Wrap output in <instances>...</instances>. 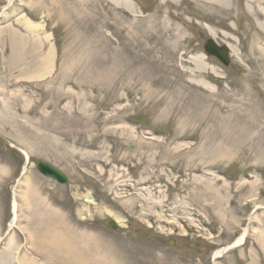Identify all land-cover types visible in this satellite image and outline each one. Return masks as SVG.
Masks as SVG:
<instances>
[{
  "label": "rangeland",
  "instance_id": "rangeland-1",
  "mask_svg": "<svg viewBox=\"0 0 264 264\" xmlns=\"http://www.w3.org/2000/svg\"><path fill=\"white\" fill-rule=\"evenodd\" d=\"M9 1L0 0V264L32 251L50 256L38 264H264V0H233L225 19L215 0ZM207 38L230 47V65L203 54ZM236 116L242 124L227 128ZM11 144L29 156L23 176ZM41 160L70 182L40 174ZM27 177L53 213L36 202L27 214ZM221 185L231 196L222 208L204 193L223 197ZM47 221L68 243L64 256L43 248ZM27 227L41 235L31 240ZM245 228L243 245L213 259Z\"/></svg>",
  "mask_w": 264,
  "mask_h": 264
},
{
  "label": "bare ground",
  "instance_id": "bare-ground-1",
  "mask_svg": "<svg viewBox=\"0 0 264 264\" xmlns=\"http://www.w3.org/2000/svg\"><path fill=\"white\" fill-rule=\"evenodd\" d=\"M217 3H224L225 6H227V10L225 11L227 14L224 16V17H221V19H225V17H229V18H232V14L231 12L233 11V7H232V2L233 0H215ZM125 2H127V4L130 6L129 2L127 0H125ZM210 2H214V0H210ZM264 4V3H263ZM262 3H260V6L259 8H262L264 5ZM259 8H257L258 10V14H263L264 15V9L260 10ZM248 9H252V6L249 4L248 5ZM239 7L236 8V11L239 13ZM25 20V19H24ZM236 20L239 21V15L236 17ZM28 20L24 21V24L30 29V30H34L35 28H37L38 26L35 25V24H31L29 22H27ZM2 29H0V36L2 35ZM139 82L141 83L140 79H138ZM150 85V83L148 84ZM129 87V86H128ZM232 93L233 94H237V91L235 90H232ZM128 95V94H127ZM127 95H124V97L122 98H126ZM121 99V98H120ZM143 99L144 101V98L142 97L141 100ZM241 102V101H240ZM140 103V102H139ZM140 104H145V103H140ZM244 105V104H241V106ZM149 107V106H148ZM156 104H154L152 107L150 106L149 108L150 109H156ZM238 122L240 124H242V122L240 121L239 117L236 116V119H232V120H227L225 121V123H227L226 127L227 128H232V129H235L238 127ZM248 125V124H246ZM174 134V133H173ZM183 135H187V134H183ZM230 143H236L234 140L231 139ZM225 150H221V152H223ZM188 154L186 155H189L191 154L190 152H186ZM216 154H217V151H216ZM2 167L0 166V174L2 173ZM215 180H219V179H215ZM224 181V180H223ZM220 184V182H217V184ZM26 187L25 189L23 190L22 192V199H23V206L25 205L26 209H27V214H31V212L35 211L36 207H35V203L38 202V203H43L39 206V209L42 214L46 215L47 212H52L53 213V209L49 208L48 206L45 205L44 201L39 198L34 191H36V187L34 188L33 185L31 184V178L27 177L26 178ZM212 188V187H211ZM210 187L208 188H204V193L207 194V195H211L212 197H215V200L220 203L219 206L222 208L224 203L223 201L225 200V196L229 195L228 197V200L226 199V201H229L231 199V196L229 194V187H226V189L221 185V187L219 188L220 190H222V194H223V197L221 195V192L219 195H214L215 194V191L214 189L212 188L211 189ZM227 190V191H225ZM14 191V195H16V188L13 190ZM260 191V189H259ZM263 191V190H261ZM264 192V191H263ZM262 192V194H263ZM261 192H259L260 194ZM257 196V194H256ZM87 201L89 203H94L91 199H87ZM214 205H216V203H214ZM218 206V207H219ZM18 209H19V205L17 204V200L14 198L13 199V212H14V220L16 219L17 217V212H18ZM110 215H112L113 217H115V220L117 222H121V219L119 216L115 215V214H112V212H109ZM48 222V221H47ZM240 224V222H238ZM45 229H46V233H45V239L43 240V243L45 246H43L44 249L48 250L50 253H51V250H55V252H59L61 254H65V252H67V248H68V243L67 241L65 242L64 241V238H63V234H62V231H60V229L58 231H55L53 229V226L48 222L46 223L45 225ZM27 232H28V235L30 237V239L32 240V238L35 240V233L38 235H41L39 232H36V231H32L31 229H28L27 227ZM247 228H245L243 230V232L237 237V239L231 243L230 245H227V247H224V248H221L219 249L216 253H215V257L217 256H221L223 255V253H225V251H227L228 249L230 248H236V247H239L241 245H243L245 242H246V239L248 236L247 235ZM257 241L258 243L260 244V246L262 247L263 251H264V234H259V237H257ZM34 243V242H33ZM67 246V247H66ZM34 248H36L34 246ZM31 255H34L32 256L31 259L27 260V257L28 255H24L21 260H20V263L21 264H38V262L40 261V259L38 258H43V259H47L48 261L50 260V256L48 254H40L38 255L37 253H35L34 251H32V254ZM46 263L48 264V262L46 261Z\"/></svg>",
  "mask_w": 264,
  "mask_h": 264
},
{
  "label": "water",
  "instance_id": "water-1",
  "mask_svg": "<svg viewBox=\"0 0 264 264\" xmlns=\"http://www.w3.org/2000/svg\"><path fill=\"white\" fill-rule=\"evenodd\" d=\"M210 45H211V42L209 41L207 44V47H209ZM38 168L42 173H44L47 176L55 178L60 182H68V179L66 178V176L61 171L57 170L55 167H53L49 163L40 162L38 165Z\"/></svg>",
  "mask_w": 264,
  "mask_h": 264
}]
</instances>
